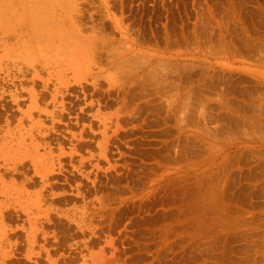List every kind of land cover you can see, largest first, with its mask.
<instances>
[{
  "label": "rangeland",
  "instance_id": "374dc122",
  "mask_svg": "<svg viewBox=\"0 0 264 264\" xmlns=\"http://www.w3.org/2000/svg\"><path fill=\"white\" fill-rule=\"evenodd\" d=\"M47 2L0 21V264H264V0Z\"/></svg>",
  "mask_w": 264,
  "mask_h": 264
},
{
  "label": "bare ground",
  "instance_id": "6f19581e",
  "mask_svg": "<svg viewBox=\"0 0 264 264\" xmlns=\"http://www.w3.org/2000/svg\"><path fill=\"white\" fill-rule=\"evenodd\" d=\"M11 1V3H13L14 1H16V2H18V1H20V0H10ZM9 1V2H10ZM47 1H49V0H41L40 2H41V4H43V6L42 5H37L36 7H30V9H25V10H23V12H27L26 14L25 13H22L20 10L21 9H17V8H15V6H18L19 7V5H14V7L12 6V4H11V8L8 6V5H5L4 3H5V1H3V4H4V6H3V8H1V10H0V21L1 22H3V23H5L6 24V26H9L10 24H13V25H17V26H26V28H30V26H35L36 27V29H41V28H44V31H43V29H41L44 33H47V29H48V27L47 26H49L50 24H52V23H50L49 24V22L50 21H54V22H56V20H58V21H60V22H62L63 21V17H65L66 15H67V11H64L63 12V9H61L60 8V10H59V7H55V6H53V7H49V8H45L46 6H48L49 5V3L47 2ZM8 2V3H9ZM23 2V1H22ZM46 2V3H45ZM58 2V1H57ZM7 3V2H6ZM15 3V2H14ZM19 3V2H18ZM20 3H21V1H20ZM27 3V2H26ZM59 3V2H58ZM2 4V5H3ZM23 4V3H22ZM57 5V4H56ZM21 6V5H20ZM23 6V5H22ZM33 6V5H32ZM29 8V7H28ZM70 12H71V10H70ZM72 13V12H71ZM18 14H20L21 15V17H20V15H18ZM19 16V17H18ZM0 22V23H1ZM32 24V25H31ZM49 24V25H48ZM55 24V23H54ZM68 24H69V20H68ZM76 25V24H75ZM66 26H68L67 24H66ZM2 27V26H1ZM53 27V26H52ZM55 27H57V26H55ZM55 27H54V29H55ZM79 27V26H78ZM82 27L83 26H80L79 28H81V30H83V32H86V31H84L85 29H82ZM2 28H5V27H2ZM26 28L24 29L25 31H20L19 33H20V37H25V35H27L28 36V38L27 39H29L30 40V43L28 42V44H31L32 46H31V49H32V52H35V53H32V52H30V54H28L29 56H26V57H24V58H22V57H19V59L20 58H22V59H24V60H26L28 63H33V62H36L37 60H39V55L37 56L36 55V53H38L39 51H40V47H41V45H44V46H46L47 45V47H48V49L51 47H53V50H54V47H55V50H56V53H61L60 52V50H62L61 48H62V44H64L63 42L64 41H66V40H64L63 42H61V40H60V42L59 43H57L58 41H59V39H60V37L57 35L56 36V34L58 33H56V31H58V30H56L55 32H52L53 30L52 29H50V30H48V34H44V35H46L45 37L43 36V37H41V35H43L42 33L40 34V36L39 37H31V30H29V31H26ZM32 28V27H31ZM49 28H51L50 26H49ZM20 29H21V27H20ZM22 30H23V28H22ZM80 30V31H81ZM17 31H19V28H18V30ZM14 32L15 31H13L12 32V34L13 35H15L14 34ZM4 33H5V31H4ZM35 33H38V32H35ZM87 33V32H86ZM34 34V33H33ZM85 34V33H84ZM89 34H90V32H89ZM91 34L93 35L94 33L93 32H91ZM90 34V35H91ZM4 35V34H3ZM2 35V36H3ZM6 35V34H5ZM18 35V34H17ZM74 37V36H73ZM11 38V37H10ZM19 38V37H18ZM14 39H15V37H14ZM20 39V38H19ZM22 39V38H21ZM27 39H25L24 38V40H26L27 41ZM73 39H75V37L73 38ZM4 40V39H3ZM18 40V39H17ZM24 40H23V42H22V44H24L25 42H24ZM28 40V41H29ZM56 40H58L57 42H56ZM5 41V40H4ZM11 41H12V38H11ZM20 43H21V40H18ZM3 42V41H2ZM1 42V43H2ZM40 44V47H38L36 44ZM3 44V43H2ZM22 44H20L19 45V47H21L22 48ZM38 44V45H39ZM26 45H27V43H26ZM62 45V46H61ZM103 45V44H102ZM3 46H4V44H3ZM3 46H1V47H3ZM65 46H67V45H65ZM28 47V46H27ZM26 47V48H27ZM68 47V46H67ZM66 47V48H67ZM10 49V48H9ZM9 49H8V51H9ZM17 49V48H16ZM15 49V50H16ZM42 49V48H41ZM68 49V48H67ZM72 49V48H71ZM73 49H75V48H73ZM12 50V49H11ZM17 50H20V49H17ZM45 50V49H44ZM50 50V49H49ZM48 50V51H49ZM21 51H23V50H21ZM31 51V50H30ZM9 52H11V51H9ZM29 52V51H28ZM44 53H45V51H43ZM47 52V51H46ZM52 52H55V51H52ZM66 51H63V53L62 54H64ZM40 53H41V51H40ZM44 53H42L43 55H44ZM51 53V52H50ZM5 54V53H4ZM46 54V53H45ZM23 55V54H22ZM8 56V55H7ZM11 56V55H10ZM51 56H54L53 58H56V56L57 55H51ZM66 56V55H65ZM69 56V55H68ZM92 56V55H91ZM6 57V56H5ZM15 57V56H14ZM17 57V56H16ZM18 57L17 58H15V59H13V57H12V60H16V59H18ZM48 57V56H47ZM61 57H63V55L61 56ZM2 57H0V60H2L1 59ZM7 58V57H6ZM69 58V57H68ZM72 58V57H71ZM5 59V58H4ZM46 59V58H45ZM7 60H8V58H7ZM23 60V61H24ZM48 60V59H47ZM46 60V61H47ZM56 60V59H55ZM64 60V59H63ZM66 60H70V59H66ZM62 61V60H61ZM56 62V61H55ZM63 62V61H62ZM1 63H3V60H2V62ZM0 63V66L2 65ZM51 64H54V63H52V61L50 62ZM59 63V62H58ZM57 64V63H56ZM55 64V65H56ZM59 65H61V64H59ZM26 139V138H25ZM13 142V141H12ZM28 144H29V142H28ZM31 145V144H30ZM29 147H31V146H29ZM6 148V147H5ZM37 157V156H36Z\"/></svg>",
  "mask_w": 264,
  "mask_h": 264
}]
</instances>
